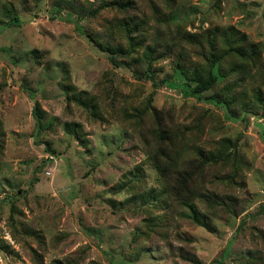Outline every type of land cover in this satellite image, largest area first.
Segmentation results:
<instances>
[{"label":"rangeland","instance_id":"1","mask_svg":"<svg viewBox=\"0 0 264 264\" xmlns=\"http://www.w3.org/2000/svg\"><path fill=\"white\" fill-rule=\"evenodd\" d=\"M56 1L0 0V264H195L193 256L202 264H264V110L233 118L208 93L183 96L165 83L177 81L180 49L193 59L198 50L169 40V19L190 34L232 26L260 45L264 63V0H133L127 10L108 6L96 14L89 10L99 0H60V11L52 9ZM126 16L149 20L146 43L161 34L170 44L172 52L152 61L156 82L144 73L142 50L139 61L119 57L116 64L88 37L105 40L116 31L111 41L127 45L117 27ZM247 82L239 90L250 96ZM69 85L70 93L98 98L106 120L69 97ZM36 101L45 112L41 131ZM135 109L148 110L140 119ZM70 123L87 144L67 132ZM157 125L159 143L150 131ZM223 137L236 139L249 163L241 184L226 179L228 168L198 161L196 146L209 151ZM147 146H162L168 157L187 149L183 157L197 158L194 181L231 200L234 211L215 209L208 230L179 216L172 196L144 205L143 193L161 185ZM150 214L164 216L165 227L136 237Z\"/></svg>","mask_w":264,"mask_h":264},{"label":"trees","instance_id":"2","mask_svg":"<svg viewBox=\"0 0 264 264\" xmlns=\"http://www.w3.org/2000/svg\"><path fill=\"white\" fill-rule=\"evenodd\" d=\"M100 4L95 8H90L89 13L96 14L104 7H116L119 10H127L132 7L133 0H99ZM52 9L60 11V0L56 1ZM152 10L157 13L158 9L155 7ZM171 18V17H170ZM15 21L19 20L16 15L13 16ZM166 27L168 29L167 36L172 43H186L198 48L195 51L197 59H193L187 51L180 49V53L176 55V61L173 65V76L177 78V81L172 79L165 80V83L174 88H178L183 96H196L200 97L203 93H208L207 99L212 100L215 104L221 105L227 109L228 113L233 118L240 117L246 121L248 118L247 113L256 114L255 107H262L264 110V63L261 60L262 49L256 42H251L245 34H242L236 28L219 27L215 26L211 29H206L201 33L190 34L185 33L182 30V25L173 23L171 19L167 20ZM170 23L175 27L173 32L170 28ZM149 24V20L145 16L143 17H131L126 16L120 19L117 27H119V36L125 35L127 37V45L114 44L111 41L115 38L116 31H111V37L105 40L96 38L94 35L88 33L91 41L100 50L106 52L110 60L116 64L127 63V59L136 60L139 57L138 52L142 50L143 60L146 63L144 73L156 82L155 72L152 68V61L158 58L167 56V52H172L169 49V43L164 42L161 36L156 34L152 40V43H146V27ZM145 32V34H144ZM122 60L119 62L118 58ZM136 61H139L136 60ZM255 74H257L255 76ZM255 76V77H254ZM251 78V79H248ZM251 81V95L244 89L239 90L242 85H246ZM260 80L258 84L256 81ZM69 86H65L66 93L74 99L79 105L88 109L92 115L98 119H103L104 116L98 109V98L94 96L83 97L84 93L78 94L70 93ZM69 88V89H68ZM150 106V104L148 105ZM139 112L135 109L136 115L141 117L147 111ZM152 113L148 115L151 120L156 122L158 119V110L152 109ZM256 112V113H255ZM33 114L36 120V128L41 131L44 128L43 118L44 110L41 107L39 101L35 102L33 108ZM105 119V118H104ZM106 120V119H105ZM68 133L72 134L82 144L88 143V140L82 136V128H79L76 123H70L66 127ZM153 134L155 143H159V139L162 136L160 127L152 128L150 130ZM161 131V132H159ZM4 137V129L2 122L0 121V155L2 153V138ZM171 143V142H170ZM174 144V143H172ZM148 150V162L156 169L158 173V181L160 185V191H154L151 189L148 193L144 192L142 197V203H152L161 201L165 197H171L176 205L179 207V216L188 218L194 224L204 227L208 230L214 229L213 215H215V209L226 208L234 211V206L231 200L228 201L219 199V196L215 195L213 191L201 188L195 181V171L198 168V163L192 161L194 159H188L183 157V152L188 151H176L168 157L164 155V148L162 146H147ZM47 151L54 153V150L47 145ZM194 151V150H193ZM196 153L198 155L199 163L204 165H217L228 168L229 172L226 175V179L242 183V178L245 174V170L248 169L249 163L242 160L238 151V145L236 139L229 137H223L219 140L218 146L214 149L206 151L196 146ZM166 157L162 160L161 157ZM192 157V156H191ZM190 157V158H191ZM182 163V168H179V164ZM175 172L170 173L171 171ZM199 171V170H198ZM171 175V177H170ZM171 178V180H170ZM186 181L195 183L191 188L186 187ZM152 194V196H150ZM201 205L205 206L206 210H203ZM154 218L152 214L146 216L144 221L147 225V229H138L136 237L149 238L156 229L164 228L167 223L164 221L165 217ZM164 224V225H163ZM140 232V233H139ZM162 233V232H161ZM163 235V233H162ZM164 238L168 236L163 235ZM194 255V254H193ZM191 255V256H193ZM188 257V256H187ZM190 257V255H189ZM195 264H202L195 256L188 258Z\"/></svg>","mask_w":264,"mask_h":264}]
</instances>
